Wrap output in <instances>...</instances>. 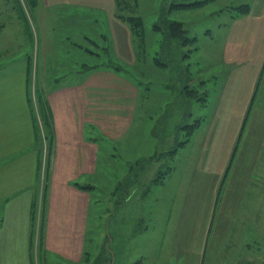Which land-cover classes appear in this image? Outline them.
Returning a JSON list of instances; mask_svg holds the SVG:
<instances>
[{
	"label": "rangeland",
	"instance_id": "rangeland-1",
	"mask_svg": "<svg viewBox=\"0 0 264 264\" xmlns=\"http://www.w3.org/2000/svg\"><path fill=\"white\" fill-rule=\"evenodd\" d=\"M133 1V14L143 21L144 43L138 47L131 35L130 49L128 36L118 33L105 5L77 4L51 12L47 0H0V104L6 100L2 91L21 94L25 111L20 101V117H26L24 134L16 136L23 130L19 131L17 124L8 135L0 131V164L6 160L18 169L19 163H26L24 186L33 193L32 263L161 264L165 242L174 247V241H199L195 227L183 231L179 225L186 220L195 226L194 205L189 214L187 205L195 195L204 193L199 186L209 184V189L213 183L203 177L200 180L201 175L214 178L221 159H228V152L231 157L227 141L238 135L235 129L239 125L243 126L242 138L224 185L232 195L227 196L226 190L220 196L214 220L200 241H207L205 264H211L212 254L220 255L228 246L229 263L246 264L237 257L264 254V247L253 241H264L260 240L264 228L253 223L247 228V221L239 219L241 201L259 207L256 195L243 194L246 188L264 189V167H251L254 154L264 143V68L259 73L260 62L253 60H264V0ZM196 1L204 2L192 5ZM243 4H248L249 10L238 14L237 6ZM129 8L122 10L128 13ZM114 10L121 11L117 1ZM172 21H180L187 35L196 39L182 44L176 36L167 35L166 27ZM76 43L88 47L92 56L82 50L67 51L66 45ZM97 62L104 66L109 62L118 68L110 69L117 70L124 83L130 81L137 87L133 123L125 133L127 145L122 146L90 127L84 129L99 144L95 177L75 183L89 189L91 196L84 239L73 258L47 256L46 214L60 146L49 114L48 94L62 85L80 83L89 66ZM256 68L258 79L246 97L241 88L253 84V79H243L238 85L234 78ZM223 94L229 95L225 99L229 106L218 109ZM242 108V115L237 114ZM3 125L0 122V127ZM240 156L245 158L243 164L237 161ZM1 179L2 174L0 184ZM8 197L0 193V202ZM201 198L204 207L211 202L207 192ZM159 203L173 211H160ZM224 204L228 208H222ZM204 214L202 211L201 217ZM245 242L250 244L248 248ZM129 257L132 262L123 260Z\"/></svg>",
	"mask_w": 264,
	"mask_h": 264
},
{
	"label": "crops",
	"instance_id": "crops-1",
	"mask_svg": "<svg viewBox=\"0 0 264 264\" xmlns=\"http://www.w3.org/2000/svg\"><path fill=\"white\" fill-rule=\"evenodd\" d=\"M43 2L44 0H40ZM116 0H47L51 3V12L56 8H65L66 6H76L77 4H84L90 6V3L95 5H105V8L110 9V20L117 25V31L120 34L128 36L127 44L131 49L130 40L132 44V32L128 23L118 17L115 13L114 5ZM38 0H34L37 3ZM92 7V6H91ZM67 51H84L83 44L66 45ZM88 48V47H87ZM86 48V49H87ZM129 49V51H130ZM47 50V49H46ZM250 60L252 58H249ZM254 62H260V72H262L264 66V60L259 57L253 58ZM54 61V58H53ZM46 62V58H45ZM239 66H242V62ZM259 68H256L252 73H237L234 78L238 85L243 79H253L252 83H247L246 86L241 88L246 97L252 92L254 88L256 73ZM117 70L108 68H97L89 70L85 73L83 80L80 83L72 85H62L57 87L48 94L49 100V114L54 121L55 130L57 133V142L60 146H57V153L55 159L54 174L50 187V204L46 214V226H45V245L46 253L49 255H63L68 258H73L72 255L80 252V244L84 239V233L86 226L88 225V218L90 213L91 196L88 190L82 187H78L75 183L91 181L98 171V153L99 144L98 141L88 133H84V129L90 127V130H94L98 133H102L104 139L114 140L119 143L127 145L128 136L126 132L131 126L134 119V113L136 110V99L138 97L137 87L130 81L126 84L124 77L117 74ZM231 80L232 79H228ZM227 80V81H228ZM68 84V82H67ZM130 84V85H129ZM3 98L9 100L8 103L5 100L0 104V117L3 123V127H0V131L3 129L5 135H8V131L17 127L20 131L16 136L24 134L25 125L23 120H26L25 115L21 119V109L25 111L23 99L21 94L5 93L3 92ZM16 96V97H15ZM224 98L218 103V109L220 107H228L229 102L226 103L225 99L229 95L223 94ZM20 101L22 107L20 106ZM223 103V104H222ZM225 103V104H224ZM26 106V104H24ZM237 111L235 112V114ZM242 115L243 108L239 110L237 114ZM13 115L14 118L11 116ZM22 125V126H21ZM243 126L236 127L235 131H239L232 137L231 141H227V145L232 149L231 157L228 152V159H221V167H217V171L214 173V178L204 177L201 175L200 180L207 178V181L212 182L209 189L206 186H199L200 189L204 188V193H200L193 197L186 208L187 213L191 212L194 205L195 214V226L192 223H188L186 220L179 227L183 229L195 227L197 229L199 241H174V247L165 242L166 253H163L161 264H205L207 258L205 256V250L207 241H200L201 236L209 222H212L215 217V209L220 201V196H224L227 190V196L232 195L230 188L224 189L225 181L228 175V170L232 161L236 158L237 142L242 138L241 132ZM10 129V130H8ZM7 132V133H6ZM86 132V131H85ZM11 134H14L13 132ZM231 143V144H230ZM119 145V146H120ZM62 148V149H61ZM65 148V149H63ZM263 148V150H261ZM245 158L240 156L237 159L238 163L243 164ZM257 161L259 164H253ZM61 165V166H60ZM254 165V166H253ZM255 165H258L260 169L264 167V143L260 144L259 152L254 154L251 167L254 169ZM17 170V175L14 177V173ZM225 171L224 179L220 183V176ZM264 173V172H262ZM2 174L3 182L0 184V193L3 195L9 194L7 200L0 202V264H33L30 252V243L32 236L31 229V194L30 189H26L24 182L26 181V163L21 165L19 163L18 169L13 168V164L8 163L6 160L0 164V176ZM8 174L11 175L8 178ZM196 175V174H195ZM194 175V176H195ZM197 176V175H196ZM203 177V178H202ZM16 178V179H15ZM77 180V181H76ZM22 181V182H21ZM9 183V184H8ZM22 183V184H21ZM7 184V185H6ZM92 185V184H90ZM18 186V187H16ZM251 186V185H250ZM252 186H254L252 184ZM243 194L245 196L256 195L259 207L257 205L246 204L247 201H241L240 203V215L247 221V228L249 223H253V226L264 228V189L260 187L246 188ZM225 190V191H224ZM207 194L210 196L211 202L206 203L204 207V200L201 195ZM224 192V193H223ZM166 196V194H163ZM225 199L222 203H224ZM160 204V203H159ZM220 204V203H219ZM160 211H168L173 208L166 207L165 205H158ZM228 208V204L222 205V208ZM199 211V212H197ZM204 211V216L201 217V212ZM261 214H258L260 213ZM188 214L185 215L187 218ZM192 232V229L190 230ZM240 233V231H238ZM257 238L255 233H251V237ZM264 239V234L260 232V240ZM54 241V242H53ZM258 246L264 247V241L253 240ZM161 246L163 241H161ZM249 243L245 242L244 246L249 247ZM229 249V246L227 247ZM221 252V254H212L210 257L211 264H230L228 261L227 251ZM170 255L172 257L167 256ZM52 257V256H50ZM132 257V256H130ZM123 260H130L132 258ZM125 258V257H124ZM240 261H245L246 264L250 263H262L264 264V254L262 255H240L237 257ZM129 262V261H128ZM127 262V263H128Z\"/></svg>",
	"mask_w": 264,
	"mask_h": 264
},
{
	"label": "trees",
	"instance_id": "trees-1",
	"mask_svg": "<svg viewBox=\"0 0 264 264\" xmlns=\"http://www.w3.org/2000/svg\"><path fill=\"white\" fill-rule=\"evenodd\" d=\"M116 1H117V4H118V9H119V5H120V9H121V11H118V13H117L118 17L124 19L128 23L129 28H130V30L132 32V35H133L134 42L136 43V45L138 47H143V43H144L143 21H142V18L139 15L133 14V11H134L133 6L135 5L133 3L134 1L131 0L132 2H130L129 0H127L128 3L131 4L132 6H127L128 4H126L125 0H116ZM204 1H207V0H204ZM204 1L192 2L193 3L192 5H194V6L200 5ZM124 7H130L128 10L129 11L131 10V12L127 13V11H126V13H125L124 10H122V8H124ZM132 9H133V11H132ZM237 9H238L237 10L238 14L239 13L244 14V13H246L249 10V5L248 4L239 5V6H237ZM166 28H167V32H168V33L166 32L167 35L176 36L177 38H179L181 40L182 44H187V42L191 43V42H193L196 39L195 36L190 38L187 35V33H186L187 30H186V28L182 27V23L180 21L169 22L168 26ZM84 51L86 53H88L90 56H92L91 55L92 51L90 52V50L87 51L86 49ZM96 53L98 54V52H96ZM97 63H95V65H93V64L90 65L89 64L90 65L89 66L90 70H93V69L97 68V66H100L101 68H113V69L117 68L115 66H111L109 64V62H107V64H108L107 66L99 64L100 62H97Z\"/></svg>",
	"mask_w": 264,
	"mask_h": 264
}]
</instances>
